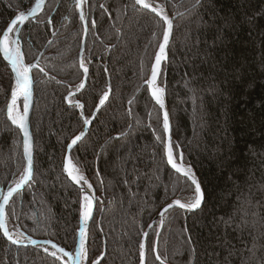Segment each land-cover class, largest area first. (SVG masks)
Listing matches in <instances>:
<instances>
[{
    "label": "trees",
    "instance_id": "1",
    "mask_svg": "<svg viewBox=\"0 0 264 264\" xmlns=\"http://www.w3.org/2000/svg\"><path fill=\"white\" fill-rule=\"evenodd\" d=\"M149 2L175 18L158 85L165 89L174 153L183 152L205 200L194 212L170 209L161 218L164 224L158 219L150 229L146 245L166 264H264V0ZM33 4L0 0V33ZM134 5L135 0H87L85 35L75 0H48L20 35L27 64L47 50L33 71L34 183L8 205L9 228L75 251L82 193L64 174L63 160L85 126L81 110L68 103L85 79L79 66L83 45L87 85L71 98L83 103L91 118L111 87L108 103L71 152L97 198L88 264L101 256L100 264H141L143 233L162 208L194 198L190 181L166 163L163 110L145 85L163 21ZM13 89L0 53V190L13 186L26 166L21 132L7 114ZM249 191L254 215L241 231L234 209L240 193ZM233 216L235 221L224 223ZM0 264L63 263L0 236ZM145 264H160L155 252H147Z\"/></svg>",
    "mask_w": 264,
    "mask_h": 264
},
{
    "label": "snow or ice",
    "instance_id": "2",
    "mask_svg": "<svg viewBox=\"0 0 264 264\" xmlns=\"http://www.w3.org/2000/svg\"><path fill=\"white\" fill-rule=\"evenodd\" d=\"M34 6L30 7V10L27 12H19L18 15L11 20L10 25L5 31L0 33V53L3 54V58L8 61L11 66L12 72L15 73V88L11 92V104L8 106V117L11 120L13 125H16L17 128L23 133V155L26 158V166L23 168V171L20 173L19 178L13 181V186H9L7 191L0 190V229H3V233L8 237L13 244L19 243L18 240L13 239L9 234V229L7 226L8 214L5 211L6 207L12 201L14 194L20 193V191L27 185L30 181L33 180V152H32V136L29 131L28 126V111L31 105L32 99V85L33 80L30 75V72L33 67L40 68L39 64L31 65L25 63L24 53L21 50L20 44V27L30 20L36 19L39 13L44 11L46 0H33ZM76 7L80 9L79 19L84 24V33L87 34L89 21L85 16L84 5L87 3V0H75ZM196 3L199 4L200 0H196ZM135 5H139L145 10H149L152 13H155L163 21V33H162V42L158 45V51L154 56V63L151 66V75L150 78L145 80V84L151 89V95L155 98L156 103L160 106V109H165L164 94L165 89L158 85V77L161 74V65L163 61L168 59L167 49L170 42V37L173 32V20L169 18L165 12L163 6H154L152 3H149V0H135ZM134 5V6H135ZM101 7H104L101 5ZM50 22V21H49ZM95 20L91 21V24L95 25ZM15 37V38H14ZM80 68L83 69V76L86 78L88 74V67L86 66L85 60L83 57L80 59ZM41 72H44V69H40ZM45 75L47 73L45 72ZM85 88V83L82 81L76 86V91H80ZM110 87L108 91H105L101 98H99V106H103L109 98ZM75 95V92L71 93L68 98V103L75 108L80 109V117L83 120L85 126L90 125L92 120L95 119V116L91 118L84 115L85 105L79 100H73L71 96ZM20 97H23V112H20L17 107V101ZM131 103V102H130ZM96 111H99L97 107ZM163 130L166 133H170V122L169 115L167 110L163 111ZM85 133L81 132L79 135L75 136L71 143L68 144V155L66 156V161L64 165V171L67 173V176L79 186V190L82 193V210L81 218L84 227L80 229L79 232V241H78V251L73 255L72 252L66 251L63 247L58 246L51 240L37 241L29 239V243L32 245H51V248L54 249L50 254L53 257H57V253L61 255L58 259L63 260L64 257H68L71 261V264H84L87 260V224L91 220L93 215V202L95 196L89 193V190L93 188V185L89 182L87 177L82 173L81 169L74 163L71 156V149L74 145L80 141ZM160 139V137H157ZM165 144V155L166 163L171 166L175 173L182 175L186 178V181H190L189 187L192 188L194 192V198L188 202H181L180 199H176L173 203L168 204L163 210L159 213L161 217H164L165 213H168L170 209L178 207L180 209H185L187 211H195L200 209L204 200L205 193L201 187V183L196 177V174L193 172L190 166L184 164V155L182 151L174 153V146L171 135L169 134L166 141H161ZM194 186V187H193ZM251 192L249 191L248 195L240 193L237 197V205L234 209V212L239 217V223L236 225L238 230L243 231L249 224L248 217L254 215L251 212L252 201H251ZM236 216L230 217L228 221H224L225 224H230L235 221ZM164 224V220H160V225ZM144 237L147 238L148 233H143ZM45 252H48L47 247L44 248ZM148 251L155 252L156 260L160 261V264H166V261L161 258L158 251L155 247L148 246L145 243L140 244V261L141 264H145L146 254ZM194 251V249H193ZM251 251V250H249ZM103 259L101 256L99 259L93 261V264H100V260ZM64 264H69V261L66 260Z\"/></svg>",
    "mask_w": 264,
    "mask_h": 264
},
{
    "label": "water",
    "instance_id": "3",
    "mask_svg": "<svg viewBox=\"0 0 264 264\" xmlns=\"http://www.w3.org/2000/svg\"><path fill=\"white\" fill-rule=\"evenodd\" d=\"M47 1L48 0H46V2H45V6H46V4H47ZM33 6H34V4H33ZM139 6V5H138ZM45 8V7H44ZM30 10V9H29ZM77 10L80 12V9L79 8H77ZM149 11V10H148ZM42 13V12H41ZM41 13H39L38 14V16L37 17H39L40 15H41ZM155 14V13H154ZM156 15V14H155ZM169 16V15H168ZM36 17V18H37ZM159 17V16H158ZM169 18H171L172 20H173V30H174V21H175V18L174 17H170L169 16ZM35 20V19H34ZM29 22V21H28ZM28 22H25V24L24 25H22V26H18V27H20V34H19V38H20V35H21V31H22V29H23V27L28 23ZM10 25V24H9ZM8 25V26H9ZM7 29V28H6ZM5 29V30H6ZM172 37H173V32H172V36L170 37V42H169V46H170V44H171V41H172ZM15 38V37H14ZM20 44H21V50L23 51V49H22V43H21V41H20ZM169 46H168V49H167V54H168V51H169ZM46 50V49H45ZM44 54V51L39 55V57L37 58V60L35 61V62H33L31 65H36V64H39V62H40V59H41V57H42V55ZM83 54H84V45H83V47H82V51H81V57H83ZM1 55H2V57H3V54L1 53ZM81 57H80V59H81ZM4 59V58H3ZM5 60V59H4ZM168 60V59H167ZM167 60L166 61H163L162 62V65H161V71H162V68H163V66H164V64L167 62ZM5 62L7 63V65H8V68H9V70H10V72H11V75H12V78H13V81H14V88H15V73L14 72H12V70H11V66H10V64L8 63V61H6L5 60ZM26 63V62H25ZM37 68L36 67H33L32 68V70H31V72H30V75H31V77H32V80H33V85H32V99H31V105H30V108H29V111H28V126H29V131H30V133H31V136H32V152H33V179H34V165H35V160H34V139H33V135H32V130H31V115H32V112H33V107H34V104H35V82H34V78H33V71L34 70H36ZM150 75H151V73H150ZM150 75H149V78H150ZM160 77V76H159ZM87 79H88V74H87V77L84 79V83H85V87H86V85H87ZM146 85V84H145ZM147 87H148V85H146ZM83 90V89H82ZM82 90H80V91H76L75 92V95L76 94H78V93H80ZM148 90H149V93H150V95H151V89L148 87ZM75 95H73V96H75ZM110 95H111V87H110V93H109V98H108V100L105 102V104L103 105V106H98L99 107V111H96L95 110V112L93 113V115L92 116H95V118H96V116L98 115V113L101 111V109L108 103V101H109V99H110ZM72 97V96H71ZM151 97H152V95H151ZM22 99H23V97H22ZM152 99L154 100V102L156 103V101H155V98L154 97H152ZM164 102H165V109L167 110V112H168V115H169V111H168V108H167V103H166V94H164ZM157 104V103H156ZM9 105H10V103H9ZM8 105V106H9ZM158 105V104H157ZM159 106V105H158ZM160 107V106H159ZM97 109V108H96ZM165 109H162L163 111L165 110ZM7 114H8V109H7ZM9 118V117H8ZM10 120V119H9ZM94 120L95 119H93L92 120V122H91V124L90 125H87V126H84V128H83V130L81 131V132H83V133H85V135L83 136V138L80 140V141H78L77 142V144L76 145H74L73 147H72V149H71V152H72V150L74 149V148H76L82 141H83V139L87 136V134H88V132H89V130H90V128H91V126H92V124H93V122H94ZM10 122H11V120H10ZM169 122H170V133H167V137H168V135L170 134L171 135V138H172V141H173V137H172V127H171V119H170V115H169ZM12 124V123H11ZM13 125V124H12ZM15 128H17V126L16 125H13ZM18 129V128H17ZM19 130V129H18ZM20 131V130H19ZM21 132V131H20ZM21 135H22V138H23V133L21 132ZM69 153H68V148H67V151H66V154H65V156H64V160H63V170H64V165H65V161H66V156L68 155ZM71 154V153H70ZM24 159H25V162H26V158L24 157ZM170 166V165H169ZM187 166V165H186ZM170 168H171V166H170ZM172 169V168H171ZM173 170V169H172ZM174 172H175V170H173ZM194 171V170H193ZM64 174L66 175V177L68 178V180L72 183V184H74V185H76L75 184V182H73L68 176H67V173L64 171ZM177 174V173H176ZM178 175H180V174H178ZM180 176H182V175H180ZM183 177V176H182ZM197 177V176H196ZM199 180V179H198ZM33 183V180L32 181H30L27 185H25L24 186V188L20 191V193L21 192H23L30 184H32ZM78 188H79V186L78 185H76ZM2 191H7V190H3V189H1ZM89 193L90 194H92V195H94L95 196V193H94V191L92 190V191H90L89 190ZM19 194V193H18ZM18 194H14V197H13V199L18 195ZM12 199V200H13ZM96 200H97V198H96V196H95V200H94V202H93V215H92V218H91V220H89L88 221V224H87V242H88V231H89V227H90V224H91V222L93 221V218H94V215H95V209H96ZM10 203H11V201H10ZM9 203V204H10ZM173 203V202H172ZM204 203V202H203ZM167 206V205H166ZM165 206V207H166ZM202 206H203V204H202ZM201 206V207H202ZM8 207V206H7ZM7 207H6V209H5V211L7 210ZM164 208V207H163ZM163 208H162V210H163ZM174 208H178V207H174ZM161 210V211H162ZM181 210H184V211H186V212H194V211H187V210H185V209H181ZM198 210V209H197ZM160 211V212H161ZM196 211V210H195ZM159 212V213H160ZM160 218H163V217H161L159 214L155 217V219L153 220V222L151 223V225L149 226V228L146 230V232L147 233H149V231H150V229L153 227V225L157 222V220L158 219H160ZM7 226H8V224H7ZM82 227H84V225H83V222H82V218H81V224H80V229L82 228ZM8 229H9V227H8ZM80 229H79V231H78V239H77V244H76V248H75V251L74 252H72V251H69V252H72L73 253V255H75V252L76 251H78V241H79V232H80ZM19 230V234L21 235V239L22 240H18L19 241V243H17V244H13L12 242H11V240H9L8 239V237L7 236H5L4 235V233H3V229H0V236H2L3 238H5V240L10 244V245H12V246H15V247H17V248H30V247H32V248H38V249H40V250H43L44 251V248L45 247H47L48 249H50V250H52V251H54V249H52L51 248V245H43V246H40V245H32L31 243H29V239H32V238H30V237H28L22 230H20V229H18ZM9 234L11 235V233H10V230H9ZM13 238V237H12ZM14 239V238H13ZM32 240H34V239H32ZM37 241H45V240H37ZM143 243H145L146 244V238L143 236ZM59 246V245H58ZM86 247H87V243H86ZM67 251V250H66ZM88 252V251H87ZM49 253V252H48ZM50 254V253H49ZM51 255V254H50ZM57 255H61L60 253H57ZM52 256V255H51ZM56 259H58V256L57 257H55ZM65 259H67L68 261H69V264H71V261L69 260V258L68 257H64ZM59 261H61L63 264H64V262L61 260V259H58ZM145 261H146V259H145ZM87 262H88V254H87V260H86V264H87Z\"/></svg>",
    "mask_w": 264,
    "mask_h": 264
},
{
    "label": "rangeland",
    "instance_id": "4",
    "mask_svg": "<svg viewBox=\"0 0 264 264\" xmlns=\"http://www.w3.org/2000/svg\"><path fill=\"white\" fill-rule=\"evenodd\" d=\"M149 3H151V2H149ZM153 4V3H152ZM46 48H48V47H46ZM47 50V49H46ZM46 50H44V53H45V51ZM42 53V52H41ZM44 55V54H43ZM39 57V56H38ZM26 62V61H25ZM27 64V63H26ZM35 97V96H34ZM41 103H42V101H41ZM10 104H11V99H10ZM34 106H35V104H34ZM17 107H18V109H19V111L20 112H23V101H19L18 102V104H17ZM168 108V107H167ZM33 111H34V107H33ZM37 111V114H36V116H37V118H38V120H39V122H41V119H42V115H41V112L39 113V110H38V108H36V110H35V112ZM32 115H33V112H32ZM32 115H31V118H32ZM3 129H2V126H0V132L2 131ZM3 132V131H2ZM2 166H5V162L4 163H2ZM33 183H34V179H33ZM31 185V184H30ZM29 185V186H30ZM29 186L27 187V188H29ZM37 189H40V187H38ZM7 190V189H6ZM39 191V190H38ZM90 191H92V189L90 190ZM41 192V191H40ZM172 203V202H171ZM168 204H170V203H168ZM161 219V218H160ZM9 227V226H8ZM9 230H10V232H14V233H18L19 234V230H13L12 228H9ZM87 264H88V262H87Z\"/></svg>",
    "mask_w": 264,
    "mask_h": 264
},
{
    "label": "bare ground",
    "instance_id": "5",
    "mask_svg": "<svg viewBox=\"0 0 264 264\" xmlns=\"http://www.w3.org/2000/svg\"><path fill=\"white\" fill-rule=\"evenodd\" d=\"M158 81H159V77H158ZM158 81H157V83H158ZM19 101H23L22 97H20V98L18 99L17 104H18ZM191 169H192V168H191ZM192 170H193V169H192ZM193 172H194V171H193ZM194 173H195V172H194ZM10 233H11V236H12L14 239H16V240H22L20 234H18V233H14V232H10ZM48 252L51 253L52 250L49 249ZM57 256L59 257V255H57ZM66 260H67V259L64 258L62 261L65 262ZM84 264H86V261L84 262Z\"/></svg>",
    "mask_w": 264,
    "mask_h": 264
}]
</instances>
